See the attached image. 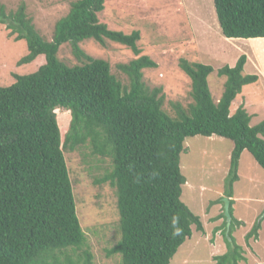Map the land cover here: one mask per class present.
Wrapping results in <instances>:
<instances>
[{
  "label": "trees",
  "instance_id": "16d2710c",
  "mask_svg": "<svg viewBox=\"0 0 264 264\" xmlns=\"http://www.w3.org/2000/svg\"><path fill=\"white\" fill-rule=\"evenodd\" d=\"M212 2L223 37L264 38V0ZM103 9L104 0H71L47 40L36 30L24 2L13 11L0 4V25L7 38L26 46L17 66L44 57L33 73L13 75L11 85L0 86V264H79L80 257L72 260L79 251L82 264H91L64 156L82 146L109 161V169L94 181L107 183L116 199L119 239L106 256L119 255L121 264H169L192 227L204 231L200 218L180 199L186 183L180 154L184 140L194 136L233 143L224 194L230 228L226 251L215 256L213 264H240L245 257L232 236V226L241 224L233 216V184L244 150L264 169V119L251 126V115L242 105L233 113L229 108L258 76L242 73L243 54L233 66L224 64L216 71L179 59L178 68L190 81V102H169L168 112L162 87L150 88L143 81V70L157 65L139 55L141 34L109 30L98 20ZM87 40L130 49L136 58L116 66L124 82L106 60L81 49ZM66 44L75 64L58 57ZM213 73L224 78L216 100L208 86ZM56 108L70 113L64 136ZM263 219L246 233V245L258 239Z\"/></svg>",
  "mask_w": 264,
  "mask_h": 264
},
{
  "label": "rangeland",
  "instance_id": "374dc122",
  "mask_svg": "<svg viewBox=\"0 0 264 264\" xmlns=\"http://www.w3.org/2000/svg\"><path fill=\"white\" fill-rule=\"evenodd\" d=\"M71 0H0L7 11L15 10L24 2L27 14L36 30L50 40L55 22L66 14ZM98 20L109 30L141 34L137 46L141 55L156 63V68L143 70V81L152 87H162L164 108L171 112L169 102L186 106L190 102V81L178 68V60L186 59L210 65L214 71L224 64L233 66L240 55H245L243 74L258 76L256 83L246 85L230 105L233 113L238 105L251 115L253 126L264 119V38L227 39L220 32L212 0H104V9ZM81 49L94 58L106 60L111 72L123 82L125 77L116 69L136 58L129 48L105 41L100 46L93 40L80 44ZM26 54L23 41L7 38L0 25V86L14 82L13 75L33 73L44 63L38 56L27 65L17 66ZM60 60L75 64L70 47L63 45L58 53ZM224 78L209 75L208 86L213 100L219 98ZM62 136L70 124V113L65 108L55 109ZM180 154V171L186 183L182 187L181 201L198 216L203 232L192 227L191 236L177 249L169 264H213V258L226 251L227 229L230 218L224 211L226 177L229 170L232 141L216 136L188 137ZM75 196L76 213L85 235L91 264H121L120 256H106V250L119 239L118 215L114 190L106 184H94L109 161L91 154L88 146L64 153ZM233 216L241 221L232 226L235 244L242 247L244 261L240 264H264V169L247 151H242L238 164V179L233 184ZM224 215V216H223ZM261 219L259 236L245 244V235ZM84 250V249H83ZM80 257L79 251L72 260Z\"/></svg>",
  "mask_w": 264,
  "mask_h": 264
},
{
  "label": "water",
  "instance_id": "95a60500",
  "mask_svg": "<svg viewBox=\"0 0 264 264\" xmlns=\"http://www.w3.org/2000/svg\"><path fill=\"white\" fill-rule=\"evenodd\" d=\"M224 211H225V215L230 218L229 216V199L228 198H224Z\"/></svg>",
  "mask_w": 264,
  "mask_h": 264
},
{
  "label": "crops",
  "instance_id": "0c3cea01",
  "mask_svg": "<svg viewBox=\"0 0 264 264\" xmlns=\"http://www.w3.org/2000/svg\"><path fill=\"white\" fill-rule=\"evenodd\" d=\"M240 105H242V104H240ZM238 106H239V105H238ZM238 106H237V107H238ZM245 110H246V109H245Z\"/></svg>",
  "mask_w": 264,
  "mask_h": 264
}]
</instances>
